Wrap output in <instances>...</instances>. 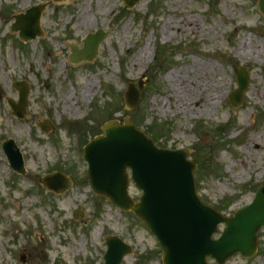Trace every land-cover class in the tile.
<instances>
[{"label":"rangeland","instance_id":"1","mask_svg":"<svg viewBox=\"0 0 264 264\" xmlns=\"http://www.w3.org/2000/svg\"><path fill=\"white\" fill-rule=\"evenodd\" d=\"M38 3H46L43 37L22 42L10 31L11 14ZM98 28L108 34L97 57L70 63L68 44L82 46L86 33ZM244 39L264 50V15L257 0H139L131 9H122V0H0V264H103L104 239L110 234L132 247L121 264H162L145 222L94 194L86 179L80 140L98 135L117 101L126 110L117 115L129 113L162 146L187 147L190 159H199L195 186L206 204L222 207L229 216L248 204L264 184V98L259 92L264 51L244 55L237 49ZM237 66L249 71V86L235 108L228 93L237 87ZM187 69L208 76L185 107L176 103L168 74ZM142 75L148 80L130 112L122 94ZM14 80L29 84L24 118L11 115L7 103L8 97L18 98ZM218 81L223 97L211 112L196 113ZM45 119L54 125L48 134L37 125ZM262 134V143L251 144ZM5 138L22 153L23 175L8 165L1 149ZM55 170L72 180L62 194L47 191L39 181ZM128 189L134 200L140 196L132 182ZM75 208L82 218H73ZM257 239L253 257L235 254L224 263L264 264V229Z\"/></svg>","mask_w":264,"mask_h":264},{"label":"water","instance_id":"2","mask_svg":"<svg viewBox=\"0 0 264 264\" xmlns=\"http://www.w3.org/2000/svg\"><path fill=\"white\" fill-rule=\"evenodd\" d=\"M137 1L124 0V8L133 7ZM258 4L264 14V0H258ZM44 6L33 5L14 15L11 30L18 31L25 41L41 36L39 21ZM105 35L102 30H97L82 40V48L71 46L70 61L91 62ZM236 72L238 88L230 94L233 106H239L242 93L249 84L247 71L240 68ZM13 86L18 90L19 99L14 102L8 98L11 114L23 117L29 85L26 81H14ZM139 86L142 87L141 81ZM126 88L125 104L133 109L139 91L132 82ZM123 122L107 121L102 127L104 135L96 136L85 145L83 157L88 163V179L95 193L104 195L123 210L134 211L147 223L161 246L163 264H224V260L237 252L244 258L253 256L257 232L264 227V186L256 191L250 204L232 216H224L197 197L192 175L197 167L187 159V149L159 148L144 132L135 128L129 116L124 117ZM39 125L44 132L51 127ZM2 148L13 169L24 173L21 153L14 141L5 140ZM128 169L129 177L142 190L138 202L128 194ZM41 181L55 192L63 191L69 182L64 174L57 172L45 175ZM221 222L224 223L222 233L213 238ZM105 243L104 264H120L123 255L131 251L130 245L118 236H108ZM207 258H213L215 263L207 262Z\"/></svg>","mask_w":264,"mask_h":264},{"label":"bare ground","instance_id":"3","mask_svg":"<svg viewBox=\"0 0 264 264\" xmlns=\"http://www.w3.org/2000/svg\"><path fill=\"white\" fill-rule=\"evenodd\" d=\"M84 14V12H82ZM189 23L186 22L184 25H188ZM194 25V24H191ZM166 30L168 31V28L172 27V23L169 21L166 22ZM174 27V26H173ZM175 28L182 30L184 27L180 24H175ZM170 34V33H169ZM240 41L237 49L238 51L242 52L244 55L253 54L257 51L263 52V46L259 45H253L252 41L249 39ZM256 49H255V48ZM258 49V50H257ZM169 78L171 79V82L173 83V86L175 87V93H176V103H179L182 106H187L190 103L193 102L196 95H199V93L202 91V85L201 83L207 81L208 74L203 72L199 73L198 71H192L191 69H187L185 71H179V72H170ZM208 86V84H204ZM224 85L221 81H218L215 83V86L211 89H209L205 93V101L198 105L196 108V113H205V112H211V108L215 107L216 102L219 101L224 94ZM259 92L261 93L260 96L264 98V88H260ZM194 109V107L192 108ZM263 134L258 135L256 137H253L250 139L251 144L252 143H262L263 141Z\"/></svg>","mask_w":264,"mask_h":264},{"label":"trees","instance_id":"4","mask_svg":"<svg viewBox=\"0 0 264 264\" xmlns=\"http://www.w3.org/2000/svg\"><path fill=\"white\" fill-rule=\"evenodd\" d=\"M121 108H122V107H121V103L117 101L116 104H115V106L112 108V110L106 114V116H105L106 119H107V118H112V117H113V114H114L116 111L121 110ZM148 132L151 133V135H152L153 139L155 140V142H158L159 138L156 137V135L154 134V132L149 131V129H148ZM194 160H195V162L199 161V159H198L197 157H196ZM199 170H200V169H199ZM199 170H198V171H199ZM221 209H223V208L221 207Z\"/></svg>","mask_w":264,"mask_h":264}]
</instances>
